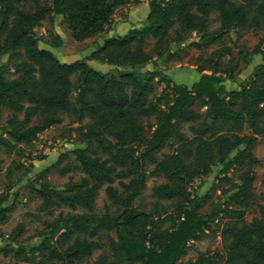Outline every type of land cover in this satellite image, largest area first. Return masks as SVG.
<instances>
[{
  "label": "trees",
  "instance_id": "obj_1",
  "mask_svg": "<svg viewBox=\"0 0 264 264\" xmlns=\"http://www.w3.org/2000/svg\"><path fill=\"white\" fill-rule=\"evenodd\" d=\"M139 1L0 0V57L15 59L17 73L6 80L7 69L0 66V109L23 114L15 128L0 130V142L8 144L4 133L17 144L30 142L67 119L78 125L79 145L72 152L84 175L55 200L47 199L48 207L70 212L46 223L32 245H18L17 254L24 264H182L190 244L213 233L212 223L222 215L223 264H264V205L250 222L241 208L217 206L210 215H200L201 197L187 191L216 166L224 194L236 190L243 199L252 198L258 165L254 151L264 134V40L254 50L260 68L239 91H228L224 84L234 79L233 69L220 75L200 71L190 87L160 78L156 70L141 71L166 61L173 51L165 46L171 37L179 48L187 35L195 34L198 40L191 46L202 51L229 31L264 35V0H150L140 28L111 36L85 60L61 63L38 48L34 30L53 16L64 17L71 38L84 42L104 34L118 10ZM213 13L219 30L209 33ZM148 39L154 41L155 59L144 50ZM230 56L231 50L224 48L221 58ZM87 62L127 69L106 76ZM244 63L251 61L244 58ZM160 84L164 89L156 96ZM41 116L47 118L44 125L28 126ZM151 119L154 127L148 135L145 123ZM165 149L169 152L163 153ZM149 175L164 181L152 188L153 204L176 201L172 212L152 214L135 206ZM15 182L20 184L21 177ZM103 188L105 205L97 212ZM11 197L0 198V223L7 220ZM104 235L108 253L102 251ZM208 261L205 257L193 264Z\"/></svg>",
  "mask_w": 264,
  "mask_h": 264
},
{
  "label": "rangeland",
  "instance_id": "obj_2",
  "mask_svg": "<svg viewBox=\"0 0 264 264\" xmlns=\"http://www.w3.org/2000/svg\"><path fill=\"white\" fill-rule=\"evenodd\" d=\"M45 3L48 0H39ZM117 11L113 16L107 31L104 34L89 38L84 42H75L67 28L66 19L62 16H53L45 20L42 26L35 29V35L39 39L38 48L52 52L61 63H72L78 60H85L97 46L101 45L108 36L123 37L128 30L140 28L143 24L142 12L136 13V18L131 16L130 6ZM219 30V21L215 13L210 15L208 32L214 33ZM186 42L179 48L173 46L174 37H171L165 46L173 48L172 54L166 57L162 63L158 61L154 65H146L141 68L142 73L156 70L159 77L167 76L175 82L190 87L199 78V72L206 74L215 72L224 74L233 69L232 81H225L228 91H239L240 86L246 85L252 76L260 68V56L254 54L257 45L264 40L263 33L251 30L248 32L235 30L224 34L222 39L206 50H196L191 43L197 41L195 34L187 35ZM59 44L58 47H53ZM154 41L148 39L144 50L152 58H156L153 53ZM164 46V47H165ZM224 48L231 50L229 58H221ZM244 58L251 61L249 66L244 63ZM15 59L8 56L0 57V66L6 67L4 78L13 79L17 76L14 70ZM19 63V61H17ZM88 65L98 73L106 76H117L119 71L127 69L122 67L99 64L97 62H87ZM74 81V78H73ZM164 89V84L156 88V96H159ZM199 111L198 105L196 106ZM23 120V114L13 113L6 109H0V130L11 127L15 128ZM46 117H36L28 125H44ZM148 135L153 130L154 119L145 123ZM77 124H73L67 119L55 122L43 132L38 134L30 142L15 143L7 134L2 137L8 141L5 145L0 142V198L5 195H12L7 214V220L0 223V264H24L15 249L18 245L30 246L44 233V226L59 213L70 212L65 207H48L47 199L55 200V195L64 194L69 184L79 183L84 176L79 163L72 152L79 143L77 141ZM167 149L163 153H168ZM254 155L258 160V165L254 168V181L252 183V198L245 200L238 195V191L224 194L222 189L224 183H219L216 175L218 167L213 166L210 172L196 178L187 187L191 195L201 197L198 213L200 215H210L217 206L221 208H241L246 209V220L250 222L259 216L258 207L264 205V184L262 175L264 173V134L258 137L257 147ZM62 159L60 160V158ZM60 160L58 169L55 165ZM34 169L31 174H24L25 170ZM44 171H43V170ZM42 170V171H41ZM149 171H147V174ZM22 179L20 184L15 181ZM126 181V179H123ZM164 183L163 179L148 176L145 188L135 206L140 210H146L152 214L164 210L172 212L175 209L176 201H165L159 205L153 204L152 188L155 185ZM13 193H16L15 195ZM104 188L97 198V212L103 210L105 205ZM223 216L220 215L212 223L213 233L208 234L201 241L191 243L186 256L181 258L182 264H193L198 259L209 257L206 264H223L224 254L221 248L219 231L223 223ZM102 251L108 253L106 246L107 237L101 239ZM11 245V247L8 246ZM116 264H125L121 260H113Z\"/></svg>",
  "mask_w": 264,
  "mask_h": 264
},
{
  "label": "crops",
  "instance_id": "obj_3",
  "mask_svg": "<svg viewBox=\"0 0 264 264\" xmlns=\"http://www.w3.org/2000/svg\"><path fill=\"white\" fill-rule=\"evenodd\" d=\"M149 1L150 0H140L138 4L130 6V9H129L131 12L130 15L136 18V13L142 12L143 17H141V20L144 22L145 18L147 17V14H148V3H149ZM108 38H110V37L108 36Z\"/></svg>",
  "mask_w": 264,
  "mask_h": 264
},
{
  "label": "built area",
  "instance_id": "obj_4",
  "mask_svg": "<svg viewBox=\"0 0 264 264\" xmlns=\"http://www.w3.org/2000/svg\"><path fill=\"white\" fill-rule=\"evenodd\" d=\"M202 110H203V111H204V110H206V107H203V109H202Z\"/></svg>",
  "mask_w": 264,
  "mask_h": 264
}]
</instances>
